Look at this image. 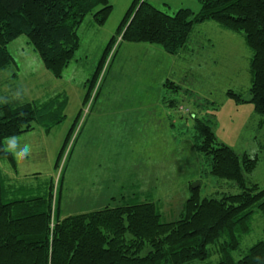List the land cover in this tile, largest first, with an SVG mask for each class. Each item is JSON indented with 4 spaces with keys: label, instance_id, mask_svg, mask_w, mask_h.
Wrapping results in <instances>:
<instances>
[{
    "label": "rangeland",
    "instance_id": "obj_1",
    "mask_svg": "<svg viewBox=\"0 0 264 264\" xmlns=\"http://www.w3.org/2000/svg\"><path fill=\"white\" fill-rule=\"evenodd\" d=\"M147 1L157 4L170 15L181 8H190L195 12L199 9L198 0ZM133 2L111 0L114 10L103 26L95 25L93 17L87 16L78 32L80 48L65 70L63 79L50 76L53 79L52 88L44 90L45 86L42 89L39 86L40 92L43 91L40 100H48L60 90L66 92L59 93L67 94L69 98L67 119L49 134H44L46 138L42 144L45 148L37 143V155L30 157L29 163L20 164L19 172L40 173L38 184L52 179L53 209L58 207L59 212L61 209L60 214L153 202L161 220L171 222L180 218L194 187L198 188L201 199L242 192L233 181L210 174L209 159L197 149L196 118L212 117L219 144L228 146L239 156L247 154L257 158L256 169L246 174V181L248 187L257 184L263 189V117L255 113L251 102L237 103L228 95V92H233L245 100L249 99L253 53L241 36L231 34L216 22L201 24L198 36L207 41H200L203 48L190 45V50L176 55L165 54V59L155 58L151 51H135L134 55L128 56L132 60L128 61L127 67L122 65L125 69L121 75L122 68L119 67L126 48L119 50L115 58L114 53L121 42L118 37L82 109L84 115L92 108L97 120L94 117L85 120L87 115H84L81 123L85 126L81 135L78 136L80 126H76L67 138L79 99L84 97V92L87 93L86 80L95 71L106 40L117 30ZM160 4L165 5L161 7ZM26 40L22 37L9 45L15 58L20 56L16 51L26 48ZM153 47L165 53L160 46ZM24 54L28 58V52ZM218 58L221 63H216ZM36 59L44 69L37 56ZM24 70L23 74L20 73L25 76L23 85L29 86L34 79L28 77L27 69ZM9 71L2 73L0 87L19 85L9 78ZM167 79L179 89L166 87ZM31 89L35 91L34 95L37 90L33 86ZM95 97L100 98L93 105ZM25 136L27 134L24 133L6 139L5 143L13 144L15 151H22L27 145L21 142ZM0 165L1 168H10L7 160L1 161ZM34 179L29 176L26 183L33 184ZM96 195L101 196L102 207L92 205ZM250 225V232L241 238L239 249L233 253L236 260L254 244L264 240V215L260 211H254ZM148 251L149 247H146L141 255H146ZM220 256L219 245L216 244L211 246L207 262L195 264H217Z\"/></svg>",
    "mask_w": 264,
    "mask_h": 264
},
{
    "label": "trees",
    "instance_id": "obj_2",
    "mask_svg": "<svg viewBox=\"0 0 264 264\" xmlns=\"http://www.w3.org/2000/svg\"><path fill=\"white\" fill-rule=\"evenodd\" d=\"M198 3L197 12L181 8L170 15L147 0H134L96 73L87 81L85 100L90 98L118 37L121 42L157 45L176 55L188 45L197 25L212 21L240 35L252 51L249 99L233 92L228 95L237 103L251 102L263 123L264 0ZM112 12L111 0H0V71L14 62L9 44L26 37L44 67L61 79L80 48L78 30L84 19L90 15L103 26ZM165 85L179 89L170 80ZM68 102L67 94L19 105L0 101V162L7 160L16 168L5 140L36 127L50 133L64 122ZM213 128L212 117L196 118L197 149L209 159L210 174L233 181L242 192L201 199L198 188L191 189L180 218L171 222L161 220L153 202L62 217L58 207L53 209L52 179L38 184L37 174L33 184L14 182L0 165V264H193L207 262L211 246L216 244L221 255L218 264H264V240L240 259L233 256L241 238L251 230L254 211L264 215V188L257 184L248 187L246 181V174L256 169L258 160L247 154L239 156L219 144ZM146 247L149 251L142 256Z\"/></svg>",
    "mask_w": 264,
    "mask_h": 264
},
{
    "label": "crops",
    "instance_id": "obj_3",
    "mask_svg": "<svg viewBox=\"0 0 264 264\" xmlns=\"http://www.w3.org/2000/svg\"><path fill=\"white\" fill-rule=\"evenodd\" d=\"M155 7H157V8H159L158 7V5L157 4H154V3H152ZM199 4V3H198ZM161 5V7H162V5H165V4H160ZM170 8V7H169ZM159 9H161V8H159ZM199 9H200V5H199ZM198 9V10H199ZM113 10H114V5H113ZM93 22H94V24L96 25V22L93 20ZM91 25V24H90ZM95 25H93V28L95 29ZM119 26H120V24L118 25V27H117V30H118V28H119ZM199 26V25H198ZM198 26H196L194 29H193V33L191 34V36H190V39H189V41H188V45H186L180 52H186L187 50H190L188 47L190 46V45H193V46H200L201 47V43H200V41H203L204 40V38H199V28H202V25L200 24V26L201 27H198ZM81 27V26H80ZM204 28V27H203ZM80 29V28H79ZM91 29H92V25H91ZM117 30L114 32V34H112L111 36H110V39L109 40H106L107 42H106V45H105V47H104V49L102 50V52H101V54H100V60H101V58H102V56H103V54H104V52H105V49H106V47H107V45L109 44V42H110V40L112 39V37H114V35L117 33ZM228 31V30H227ZM78 32H79V30H78ZM229 32H231V31H229ZM231 37L233 36V35H231V34H235V36H236V33H233V32H231V34L230 33H228ZM80 36V35H79ZM196 36L198 37L197 38V40H196ZM240 36V35H239ZM19 38H22V37H19ZM19 38H17V39H19ZM233 39H234V37H232ZM236 38V37H235ZM16 39V40H17ZM195 40V41H194ZM236 40V39H235ZM242 40H244L243 38H242ZM15 41V40H14ZM13 41V42H14ZM80 41H81V38H80ZM194 41V42H193ZM13 42H11L9 45H11ZM204 42H207V41H205L204 40ZM25 43H26V48H22L21 50H18V51H16L20 56H19V58H15V56L13 55V53L11 52V50H10V48H8V50H9V52L11 53V55L13 56V59H14V62H12L11 64H10V66H8L6 69H4V70H2V71H0V78H1V76H2V73L3 72H5V71H7V70H10L9 72H10V74H9V78L11 79V80H13V81H16L19 85L17 86V87H12V86H7V87H5V86H1L0 87V94H3L4 96H0V97H2V98H0V101H3V102H6V103H9V104H12V105H19V104H23V103H27V102H34V101H45V100H40V96L43 94V91L42 92H40L41 91V89L44 87V90L46 89V88H49V87H51V85L53 84V79H51V77L52 78H54V79H57V78H55L45 67H44V64H43V62H42V60H41V58H40V56L39 55H36V52L34 51V49L30 46V44L28 43V40H26L25 41ZM81 45V44H80ZM153 46H156V45H147V44H143V43H128V42H120V44L118 45V49L116 50V53L114 54V56H115V58L118 56V52H119V50H121L122 48H126L125 50V56L122 58V60H121V63H120V67H119V69L120 68H122V65L123 64H125V66L127 67V63H128V61H130V60H132V58H128V56L129 55H134L135 54V51H142V52H144V51H151V53H152V55L156 58V57H158V58H162V59H165V54H167L165 51V53H163L161 50H158L157 49V47H153ZM9 47V46H8ZM30 47H31V49H30ZM201 48H203V47H201ZM25 52H28V58H26L25 57ZM141 52V53H142ZM179 54V53H178ZM37 56V58L42 62V64H43V67H44V69H45V71H44V69H42V67L38 64V62L36 61L37 59H36V56ZM143 54H141V56H142ZM114 58V57H113ZM100 60H99V62H100ZM155 61V60H154ZM219 61H220V63H221V59L220 58H218L217 59V62L216 63H219ZM98 65H99V63H98ZM98 65H97V67L95 68V71L94 72H92V74H91V77L90 78H92L93 76H94V74L96 73V71H97V68H98ZM112 65L113 64H111L110 65V68L112 67ZM70 66V65H69ZM36 67V68H35ZM24 69H27V72H28V77L29 78H32V79H34V81H32V82H30V85L28 86L27 84L24 86L23 85V83H24V78H25V76H23V75H20V73H22L23 74V72L25 71ZM125 68H122V70L119 72V74L121 75V72L124 70ZM42 70V72H40ZM50 74V75H49ZM111 74V69H110V73H109V75ZM115 74V73H114ZM108 75V76H109ZM51 76V77H50ZM64 76V75H63ZM122 77V76H121ZM89 78V79H90ZM45 79H47V81H48V83L47 84H45ZM61 79H63V77L61 78ZM61 79H57V80H61ZM89 79H87L86 81H89ZM115 79H117V78H115ZM167 80H169V79H167ZM164 82V81H163ZM7 83V82H6ZM11 83H14V82H11ZM164 85V84H163ZM35 87L36 88V93L33 95V92H35V91H33L32 92V89L30 90V87ZM39 86L41 87V89L39 88ZM115 86H116V84H115ZM52 88V87H51ZM84 88L86 89V82H85V84H84ZM40 89V90H39ZM55 89V88H54ZM31 91V92H30ZM86 91V90H85ZM59 92H64V93H66L64 90H60ZM55 93L53 96H51V97H49L48 99H50V98H52V97H54L55 95H58V94H60V93ZM40 94V95H39ZM85 95H86V92H84V97L81 99H79V105H78V107H77V110H76V112H75V114H73L72 116V123H71V125H70V128H69V130H68V133H67V136L68 135H71L72 133H73V131H75V128H76V126H80V129H79V133H78V136H80L81 135V132H82V130H83V127L85 126V124H82L81 122H82V119H83V117H84V115L86 116V119L85 120H88L90 117H94V120H97V118H96V114L94 113V112H92L93 111V109L91 108V112H89V113H86V114H84L83 115V112H82V109H83V107H84V105H85V103H86V100H85ZM29 96V97H28ZM42 97V96H41ZM99 98L100 97H95V99H94V103H93V105L95 104V103H97L98 101H99ZM107 98H109V99H113V97H108L107 96ZM67 109V108H66ZM65 113H66V111H65ZM66 119H67V114H66V118H65V120L64 121H66ZM82 125V126H81ZM30 133V134H29ZM25 134H27V136H25L24 138V140H22L21 142L22 143H25V144H27V145H25L24 147H23V149H22V151L20 150H17V151H15V149H14V145L13 144H6L5 142V146H6V148H7V150L8 151H10L11 153H12V155H13V157H14V160H15V164H16V168H13L11 165L9 166L10 168L9 169H7V168H3V166H2V170H3V173L5 174V176L6 177H8L10 180H12V181H14V182H26V180H28L29 179V176L31 177V178H37L38 176H34V175H37V174H39L40 175V173H31V172H28V173H31V174H27V173H22V172H19V170H18V168H19V166H20V164H22V163H29L30 161V157H35L34 155H37V153H36V149H38V147H37V143H40V145L42 146V148H43V144H42V141L44 140V138H46L45 137V135L44 134H49V133H46L42 128H40V127H38V128H35L34 130H32V131H29V132H27V133H25ZM29 134V135H28ZM23 135V134H22ZM43 136V137H42ZM77 136V137H78ZM43 138V139H42ZM76 140H77V138H76ZM76 140H75V143H76ZM35 141H37V142H35ZM65 141H66V139H65ZM65 141H64V143H65ZM64 143H63V145H64ZM63 145H62V147H63ZM75 145V144H74ZM62 147H61V149H62ZM45 148V147H44ZM43 148V149H44ZM61 149H60V151H61ZM41 150V149H40ZM60 151H59V153H60ZM17 153H19V155L17 154ZM29 154L31 155V156H29ZM18 157H20V159H18ZM33 181H35V179L33 180ZM83 194H84V192H82ZM83 194H82V196H83ZM85 197H86V195H85ZM84 198V197H83ZM96 200H95V202H93L92 201V205H96V206H98V207H102V205H103V201L101 200V196L100 195H96L95 197H94ZM82 206V205H81ZM91 206V205H90ZM83 207V206H82ZM85 208V207H84ZM101 209V208H100ZM100 209H98V210H100ZM93 211H97V210H93ZM60 212H61V209H60ZM87 212H92V211H86V210H81L80 211V213H87ZM80 213H77V214H80ZM74 214H76V213H74ZM74 214H64V213H62L61 215H62V217H67V216H70V215H74ZM193 264H195V263H193ZM218 264V263H217Z\"/></svg>",
    "mask_w": 264,
    "mask_h": 264
},
{
    "label": "built area",
    "instance_id": "obj_4",
    "mask_svg": "<svg viewBox=\"0 0 264 264\" xmlns=\"http://www.w3.org/2000/svg\"><path fill=\"white\" fill-rule=\"evenodd\" d=\"M118 41H121V37H119V40Z\"/></svg>",
    "mask_w": 264,
    "mask_h": 264
},
{
    "label": "water",
    "instance_id": "obj_5",
    "mask_svg": "<svg viewBox=\"0 0 264 264\" xmlns=\"http://www.w3.org/2000/svg\"><path fill=\"white\" fill-rule=\"evenodd\" d=\"M194 189H195V187H194Z\"/></svg>",
    "mask_w": 264,
    "mask_h": 264
}]
</instances>
